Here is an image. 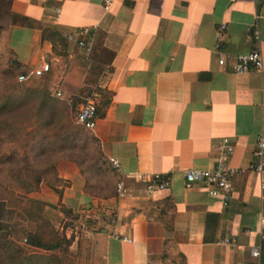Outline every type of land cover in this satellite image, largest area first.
I'll use <instances>...</instances> for the list:
<instances>
[{"label": "crops", "instance_id": "obj_1", "mask_svg": "<svg viewBox=\"0 0 264 264\" xmlns=\"http://www.w3.org/2000/svg\"><path fill=\"white\" fill-rule=\"evenodd\" d=\"M10 4L12 12L35 20L47 33H57L67 49V55L56 54L55 43L43 38L39 26L9 27V45L23 68L49 65L48 71L29 78L34 79L28 86L33 88L32 97L44 98L41 117L56 111L52 98L69 102L85 87L72 63V51L84 56L88 51L66 41L68 32L89 27L88 43L100 39L110 53L103 62L97 61L105 75L96 83L109 93V100L103 103L102 93L94 92L96 125L92 130L79 127L96 148L95 157L88 160L92 172L81 168L86 158L78 149L85 150L84 138L69 142L74 147L56 149H46L44 140L40 160L53 162L64 184L54 188L41 184L34 193L16 190L41 200L45 207L84 210L99 230L92 235L91 252L81 247L78 264L252 261L250 248L259 245L264 216V185L259 174L248 169L262 129L264 19L255 17L264 14V0H109L107 8L105 0H11ZM255 21L259 41L251 36ZM94 24L96 29L91 28ZM221 24L226 28L219 35ZM217 41L223 54L258 48L262 71L236 74L229 63L218 65ZM83 103L75 105L74 115ZM37 107V103L27 106V119L37 117ZM68 116L72 117L71 109ZM223 138L232 146L228 164L243 169L231 180L226 205L219 195H209L205 186L186 189L183 181L184 170L216 165ZM111 158L118 160V168ZM137 173L143 179L131 178ZM154 174L169 176L170 186L148 192L146 183ZM119 180L127 189L124 197L115 195ZM8 211L1 209L0 222L5 223ZM223 238L233 242L219 243Z\"/></svg>", "mask_w": 264, "mask_h": 264}, {"label": "rangeland", "instance_id": "obj_2", "mask_svg": "<svg viewBox=\"0 0 264 264\" xmlns=\"http://www.w3.org/2000/svg\"><path fill=\"white\" fill-rule=\"evenodd\" d=\"M0 7V101H2V98H29V96L25 94L27 92L23 91L22 89L24 87L31 86V84H33L32 80L34 79H27V81L21 82L18 80V76L22 72L23 68H17L13 50L11 49L8 42V32L9 27L11 26V20L9 19L8 6L6 5V1H3L2 6ZM64 45L65 44L62 39H56L55 46L56 51L60 52L59 55H64L66 53L67 49L64 48ZM65 55H67V53ZM72 55V63L76 68H78V70H80L81 76H83L84 78L83 82L85 83V87L80 96L71 98L69 102L65 103L66 106L72 110V117L70 121H66L67 123H65V119L60 117L59 119H61V122L65 123L64 127H66L67 124H71L76 127V130L71 131V136L75 137V134H78L76 136L78 139L77 142H82V138H84L85 150L78 149V154L79 156H81V158H86L84 160L86 162H84V165L81 168L91 173L93 168L89 165L91 161L88 160H91L95 157L94 152L96 151V148H94V144L93 142H91L89 136H84V132L80 131L79 125L76 123L73 116H75V105L77 103L85 102L88 98L92 97V94L94 92L103 93V91H100L101 88H99L96 83L101 77H103V75H105V73L103 70L99 69V64L97 63L98 57L96 56V53L84 56L83 53L73 49ZM103 57L107 58V56ZM87 88L90 90V93L89 91H87ZM15 105L16 108L19 106L18 103H16ZM25 140L26 139L21 140L17 138L14 139L13 142H11V136L7 137V134H1L0 148L5 153L6 149H11L14 144L21 146L25 143ZM10 163L11 162L0 164V178H9L10 173L7 166H9ZM20 163L21 162L18 158L12 160V164L14 165ZM21 170L22 177H26L29 179L36 178V172L28 174L25 173V168H21ZM101 177L105 179L107 178V175L103 174L101 175ZM103 183H98L100 188L104 187ZM62 184H64V182L59 185ZM39 189L40 187L32 193L38 191ZM16 193L19 194L22 199H18L16 201L14 200V198H12L11 195H9V199L11 201L9 203L10 208H8V213H10L8 214V216L7 214H5V223L3 224L6 226L12 225V234L21 232L20 227L22 226V224L24 226H28L32 231H35L36 228V231H38V235L40 236L42 241L48 243L57 242L58 247L54 251H45L40 248L28 246L25 239L23 238L24 232L18 233V237L16 238L13 237L19 241H13V238L9 237L6 231H0L1 243L5 240L11 241L13 242L15 247L24 248L23 251L25 252V254H43L45 258L49 259V262H46L45 264H76L78 262L77 254L81 250L82 246H84L85 251L91 252L93 244L92 235L95 231H98L99 228L97 229L96 226L94 227L93 223L90 222V219H87L85 217V214L83 213L84 210H81L78 213L76 211L66 209L63 206L50 205L49 207H45L46 204L42 201L41 203L40 201H38V199L37 202L33 201V203L29 201V199L31 198H27L24 194H20L18 192ZM31 200L36 199L32 198ZM23 207H26V209L30 211V218L27 219L25 217V213L28 212H24L22 210ZM14 229L16 230L14 231ZM67 236L68 238H70L69 244L68 239L66 238ZM65 239L67 240V242Z\"/></svg>", "mask_w": 264, "mask_h": 264}, {"label": "trees", "instance_id": "obj_3", "mask_svg": "<svg viewBox=\"0 0 264 264\" xmlns=\"http://www.w3.org/2000/svg\"><path fill=\"white\" fill-rule=\"evenodd\" d=\"M3 1H6V5L8 6V15L10 24L11 25H18V26H26V27H35L39 26L42 30L43 38H48L50 41L55 43L56 39H61V37L57 33H47L46 28H43L41 24H38L35 20L30 19L26 16H22L16 14L11 11L10 3L11 0H0V6H2ZM1 10V7H0ZM88 41V40H87ZM56 54H60V52L56 51V46L54 48ZM98 59L102 58L103 56H110V53L107 52L105 48H103L101 40L96 39L94 42H90V49L87 54H94ZM106 54V55H105ZM97 59V60H98ZM17 68H21V63L16 60ZM23 68V67H22ZM28 70L23 68L20 74L27 73ZM19 74V75H20ZM26 81V80H25ZM32 87H24L22 90L27 92L26 95L29 98H2L0 101V135L7 134V137L14 139H26L25 143L21 146L14 144L12 148L6 149L4 153L3 150L0 148V164L1 163H8L9 166V178L3 179L0 178V213L1 209L3 208H10V199L9 195L14 198V200L22 199L19 194L16 193V190L24 191L25 193L33 192L40 187L41 184L48 185L54 188L55 185L61 184L63 181L56 176V169L55 164L53 162H46L40 160L41 154L43 152V147L41 144L46 141V149L54 148L55 146H69L74 147L76 140L75 137L71 136V131L76 130V127L67 124L64 127L65 123L70 121V117L68 116L69 108L66 106L65 103L60 102L59 100L52 98V105L55 107L56 111L52 112L51 116L49 117H41L40 112L42 111L41 104L44 102V98H33L32 93L30 92ZM33 91V90H31ZM102 92V91H101ZM104 93V94H103ZM103 103H106L109 100V93L103 91ZM18 99V100H17ZM16 103H18V107L16 108ZM37 103L39 107H37V113L35 118L27 119L24 115V111L26 110L29 104ZM98 108V104H97ZM18 109V110H15ZM40 114V115H39ZM65 119V123L61 122V119ZM67 121V122H66ZM78 124V123H77ZM79 127L85 128L84 126L78 124ZM51 131V135H48V131ZM18 131V133H17ZM63 131V132H62ZM45 134V135H44ZM84 136H87L84 133ZM70 138L72 140H70ZM90 138V137H89ZM56 142V143H55ZM69 142H73L74 146H70ZM53 144V145H52ZM56 144V145H55ZM60 144V145H59ZM1 146V145H0ZM56 149V147H55ZM75 149V148H74ZM38 151V152H37ZM40 153V154H39ZM18 158L20 160V164H12V160ZM44 163V164H42ZM82 167V164H81ZM21 168H25V173L32 174L36 172V178L29 179L26 177H22V170ZM30 202H37L36 200L29 199ZM41 202V200H38ZM33 202V203H34ZM42 203V202H41ZM16 209V208H13ZM22 210L25 213V217L28 219L30 218V211L23 207ZM5 211V210H4ZM12 225L6 226L3 222H0V231H6L8 236L18 237V233L24 232V239L26 244L31 247L40 248L45 251H54L58 247V243H48L42 241L40 236L38 235V231H32L29 229L28 226L20 227L21 232H16L12 234ZM16 229H14L15 231ZM13 238V241H19ZM68 239V244L70 243V238ZM66 240V239H65ZM67 242V240H66ZM24 248H17L14 246L13 242L11 241H2L0 242V264H45L49 262L48 258H45L42 255H36L34 253H26L23 251ZM181 263L183 262L184 258L180 256ZM78 261V260H77ZM78 264V262L76 263Z\"/></svg>", "mask_w": 264, "mask_h": 264}, {"label": "built area", "instance_id": "obj_4", "mask_svg": "<svg viewBox=\"0 0 264 264\" xmlns=\"http://www.w3.org/2000/svg\"><path fill=\"white\" fill-rule=\"evenodd\" d=\"M109 0H105L104 7L107 8ZM59 17L57 14L55 18ZM256 19H264V14H258ZM92 29H96L97 25L91 26ZM226 26L221 24L218 28V34L220 35ZM91 35L89 27L79 28L74 32H68L65 35V39L68 42H75L80 48L85 51H89L90 43L86 40L87 36ZM251 36L255 41H259L260 30L255 21L251 29ZM220 43L217 41L214 45L215 51L218 53L217 63L220 66H225L228 63L231 66V70L236 74H244L249 71H262L263 61L260 50L258 48L251 50L247 53L239 54H223L219 51ZM49 70V65L44 63L40 69H31L25 74H20L18 80L25 81L31 76L40 75L43 72ZM262 113V129L259 132L255 150L253 152V160L249 164L248 169L256 172L260 176L261 186L264 185V105L261 109ZM98 117L97 104L93 98H88L83 104L80 105L75 114L76 123L84 126L85 128L92 130L96 125V119ZM220 152L216 159V165L210 168H190L184 170L183 181L184 187L190 189L196 185H203L207 188L209 195H219L222 198L223 204L226 205L231 195V180L235 173L242 172L243 169H235L228 164L229 154L232 151V146L229 144L227 138H223L220 145ZM110 163L115 168L119 167L118 160L115 158L110 159ZM134 179H143L141 174H134L131 176ZM170 186V177L162 176L160 174H154L151 176L146 183V190L148 192H154L164 190ZM127 194L124 181L119 180L115 184V195L117 197H124ZM115 237H119L121 240L131 242V238L128 236H119L118 233H113ZM219 243L231 244L233 240L230 238H223L218 241ZM264 247V216L260 218V239L259 245L250 248V255L253 258L248 264H261V248Z\"/></svg>", "mask_w": 264, "mask_h": 264}]
</instances>
